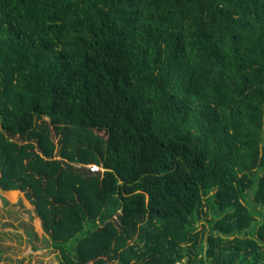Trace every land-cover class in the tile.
<instances>
[{
  "label": "trees",
  "instance_id": "16d2710c",
  "mask_svg": "<svg viewBox=\"0 0 264 264\" xmlns=\"http://www.w3.org/2000/svg\"><path fill=\"white\" fill-rule=\"evenodd\" d=\"M0 189L62 264H264V0H0Z\"/></svg>",
  "mask_w": 264,
  "mask_h": 264
},
{
  "label": "rangeland",
  "instance_id": "374dc122",
  "mask_svg": "<svg viewBox=\"0 0 264 264\" xmlns=\"http://www.w3.org/2000/svg\"><path fill=\"white\" fill-rule=\"evenodd\" d=\"M17 140L22 141L19 137ZM24 220L28 222L27 226L23 225ZM97 225L101 224L88 222L85 232L80 236L95 229ZM198 226L200 232L204 231L203 240L206 245L210 225L207 221L201 220ZM28 229L36 232L37 237L33 239L34 241ZM48 238L34 206L25 198L24 193L18 191L12 195L0 189V264H62L59 252L46 247L45 241ZM75 247L76 241H72L66 246V250L73 256Z\"/></svg>",
  "mask_w": 264,
  "mask_h": 264
},
{
  "label": "built area",
  "instance_id": "2783aa9c",
  "mask_svg": "<svg viewBox=\"0 0 264 264\" xmlns=\"http://www.w3.org/2000/svg\"><path fill=\"white\" fill-rule=\"evenodd\" d=\"M88 167L92 170V171H99V170H103V168L101 166H99L98 164L94 163V164H89Z\"/></svg>",
  "mask_w": 264,
  "mask_h": 264
}]
</instances>
